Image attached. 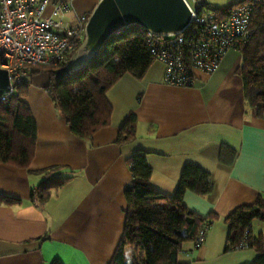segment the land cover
Wrapping results in <instances>:
<instances>
[{"label":"crops","instance_id":"0c3cea01","mask_svg":"<svg viewBox=\"0 0 264 264\" xmlns=\"http://www.w3.org/2000/svg\"><path fill=\"white\" fill-rule=\"evenodd\" d=\"M97 2L67 0L63 19L74 24ZM241 66L240 50L231 48L214 73L198 72L191 87L165 84V66L158 60L142 75L126 72L106 93L109 124L88 140L69 130L45 88L48 74L28 77L24 100L37 122V139L28 167L0 162V194L18 199L0 202V264H51L55 258L64 264H108L124 230L128 160L137 151L145 152L152 169L151 187L169 197L185 165L210 174V192L184 194L188 209L213 220L201 245L183 244L180 262L251 263L258 255L253 248L225 251L227 215L239 205L264 201V115L245 99ZM130 113L136 117L135 136L118 142ZM53 165L72 177L44 203L32 201V188L43 180L37 171ZM251 230L264 232V223L254 219ZM133 252L126 246L128 261Z\"/></svg>","mask_w":264,"mask_h":264},{"label":"trees","instance_id":"16d2710c","mask_svg":"<svg viewBox=\"0 0 264 264\" xmlns=\"http://www.w3.org/2000/svg\"><path fill=\"white\" fill-rule=\"evenodd\" d=\"M252 10L251 35L240 48V74L248 105L258 115H264V2L253 3ZM146 35V30L132 25L109 37L100 52L80 71L56 79L54 70L67 60L60 65L35 66L28 77L38 72L48 74L45 88L69 130L76 137L88 140L110 122L112 106L106 93L111 85L126 72L142 75L155 60ZM26 79L5 100H0V162L19 167L30 165L37 139V122L24 100L25 87L30 82ZM135 121V114L130 113L119 129L118 142L135 136ZM128 162L131 180L123 192L127 203L124 230L108 264H184L179 261L183 244L206 234L213 218L188 209L183 197L187 190L201 195L210 192L213 187L210 174L195 164L185 165L175 194L169 197L149 184L152 169L144 151L134 153ZM62 169L53 165L37 171L44 178L32 188V201L44 203L72 177L63 176ZM14 200L18 199L0 194V202ZM254 219L264 223L261 198L252 204L239 205L227 215L229 234L225 251L253 248L258 255L249 264H264V232L253 234ZM126 246L134 248L129 261ZM51 264L64 263L55 258Z\"/></svg>","mask_w":264,"mask_h":264},{"label":"built area","instance_id":"2783aa9c","mask_svg":"<svg viewBox=\"0 0 264 264\" xmlns=\"http://www.w3.org/2000/svg\"><path fill=\"white\" fill-rule=\"evenodd\" d=\"M191 22L182 32L154 35L148 31L151 55L165 66L162 81L191 87L198 72L214 73L224 54L240 50L251 35L252 4L264 0H229L215 6L208 0H186ZM67 0H0V67L8 73L11 89L5 100L35 66L60 65L81 44L89 14L70 24L63 19ZM205 234L194 243L201 245Z\"/></svg>","mask_w":264,"mask_h":264},{"label":"water","instance_id":"95a60500","mask_svg":"<svg viewBox=\"0 0 264 264\" xmlns=\"http://www.w3.org/2000/svg\"><path fill=\"white\" fill-rule=\"evenodd\" d=\"M191 22L186 0H98L90 11L81 44L65 65L54 70L63 78L83 69L102 49L106 40L124 28L138 25L154 35L184 31ZM8 73L0 67V93H8Z\"/></svg>","mask_w":264,"mask_h":264},{"label":"rangeland","instance_id":"374dc122","mask_svg":"<svg viewBox=\"0 0 264 264\" xmlns=\"http://www.w3.org/2000/svg\"><path fill=\"white\" fill-rule=\"evenodd\" d=\"M211 4L215 5V6H222L224 4L228 5L230 2L229 0H208ZM68 19H70V17H68ZM73 53V52H72ZM71 53V54H72ZM51 65V64H50ZM50 65H42L43 67L45 66H50ZM16 91V90H15ZM42 177L44 178L43 174Z\"/></svg>","mask_w":264,"mask_h":264}]
</instances>
